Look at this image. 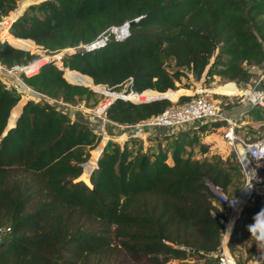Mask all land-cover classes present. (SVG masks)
Segmentation results:
<instances>
[{"label": "trees", "instance_id": "trees-1", "mask_svg": "<svg viewBox=\"0 0 264 264\" xmlns=\"http://www.w3.org/2000/svg\"><path fill=\"white\" fill-rule=\"evenodd\" d=\"M14 7V0H0V16ZM126 21V39L70 51L63 68L41 64L25 82L75 105L94 93L87 86L119 91L129 81L142 92L129 99L166 92L176 101L192 93L176 85L187 74L198 81L220 76L231 87L232 81L253 83L252 68H264V0H44L10 32L3 30L0 62L29 64L40 59L29 50L41 46L56 54ZM19 98L0 80V227H10L0 239V264H218L225 207L208 183L235 196L230 191L241 190L244 175L233 151L194 157L195 148L207 151V125L158 136L156 148L145 147L143 138H131V147L110 139L104 148L83 116L72 119L47 102ZM172 100L118 98L106 115L135 124L176 104ZM247 116L264 123V108ZM263 222L264 200L256 195L242 211L230 249L258 240ZM249 259L264 260L262 249Z\"/></svg>", "mask_w": 264, "mask_h": 264}, {"label": "built area", "instance_id": "built-area-1", "mask_svg": "<svg viewBox=\"0 0 264 264\" xmlns=\"http://www.w3.org/2000/svg\"><path fill=\"white\" fill-rule=\"evenodd\" d=\"M14 2V9L9 11V13L0 16V34L4 28H7L10 32L13 23L23 16L31 5L40 3V1L37 0H14ZM21 8H23L21 14L14 17L15 12ZM135 21H138V18H136ZM129 35L130 21H126L121 25L109 27L91 43L81 44L76 48H68L65 50L69 52L97 50L105 47L112 39L124 40ZM0 40H2L1 35ZM43 59L44 58H41L40 56L39 60L29 64H16L12 66H7L0 62V80L19 95V100L25 99V103L29 100L43 101L54 105L57 110L66 111L72 119L83 116L85 120L90 123L93 130L102 135V140L106 133L107 126L111 128L113 133L119 129H123L126 135L130 138H145V135L149 130L154 131L165 128L173 133L179 130L195 129L202 125H207L209 132L212 129V125L215 123H223L220 127L222 139L227 148L235 153L241 165V170L244 175V184L237 195L231 196L220 186L208 183L213 195L225 207L223 210L225 213V229L222 233V244L215 255L218 259V264H238L229 245L231 235L241 217L242 211L251 198L258 195L264 200V133L258 139L253 140L242 135L238 129L243 124H246L245 117L247 116L249 109L258 106L264 108V88L257 89L250 87L245 90L255 92L258 95L253 98L250 93H244L246 98H249L251 105L247 107L245 112L238 116H232L220 107L218 102L213 99V94L217 93L216 91L201 86L196 88L195 91H192L190 95L188 94L190 98L187 101L180 103V96L174 101L176 104L168 107L158 115L135 124H120L111 120L106 115V110L113 101L120 98L132 102H145L151 101L150 99L152 98L146 100H141L140 97H135L134 99L127 98L130 93H142L129 88L131 81L128 82L126 89L122 91L112 92L111 87L107 85H99L104 88V90H99L108 98L100 106L91 111L81 105H75L62 98L53 97L37 91L25 82L24 76L33 75L42 68L37 63ZM233 83L238 87L236 82ZM108 141L109 140L107 139V142ZM8 231H10V227H0V239L4 233Z\"/></svg>", "mask_w": 264, "mask_h": 264}, {"label": "rangeland", "instance_id": "rangeland-1", "mask_svg": "<svg viewBox=\"0 0 264 264\" xmlns=\"http://www.w3.org/2000/svg\"><path fill=\"white\" fill-rule=\"evenodd\" d=\"M42 1H44V0H42ZM42 1H40V2H42ZM26 50H29V49H26ZM29 51H31L32 53L39 54V55L43 54V53L44 54L47 53L46 50L43 49V47H41V46H39L38 49L35 51H32V50H29ZM64 51H66L67 53L69 52L67 50H64ZM60 53H62V52H59L56 54H60ZM43 61H44V59L42 61H39V62L41 63ZM56 61L58 62L57 64L59 65L60 60L56 59ZM46 63H48V61ZM167 67L171 71H174L175 70V60L169 59L167 62ZM252 71L255 74L253 83L248 84V85H241V84L237 83L238 87L236 85H232L231 87H228L229 85L226 83L231 82V81L226 80L220 76H213V77L208 76V77H205L202 80L198 81V80H195L192 76H190L188 74L186 76L182 77L181 81H178L176 83V85L178 86V88L184 87V88L192 90V91H195L196 88H199L201 86L209 88V89H213V91L217 92V93L213 94V99L218 102L220 107H222L226 113L236 115L234 112H236V111L240 112V111H242V109H245L251 105L249 98H246L244 93H247V94L252 93V95L254 94L255 96L257 94L255 92L245 91L246 89H249L250 87L251 88H257V89L264 88V77H263L264 76V68H262V67L261 68H252ZM232 82H234V81H232ZM85 86H87V85H85ZM97 86H99V85H97ZM87 87H89V89H91L94 93L92 95H89L88 97L80 98L79 104L92 111V110L96 109L98 106H100L108 97L103 92L100 91V90H104L102 88L96 89L92 86H87ZM124 89H126V86L122 87L119 91H122ZM111 91L114 92L117 90L111 89ZM226 94H230V95H226ZM183 95L188 96V94H181L180 96H183ZM22 101H23V99H22ZM172 101H174V100H172ZM256 108H263V107L258 106ZM236 116H238V115H236ZM250 118H249L250 122L243 124L241 127H239L238 130L242 135H245L247 138L255 140V139H258L259 137L262 136V134L264 132V129H263L264 123L255 121L253 118H251V119ZM213 132H217L219 134L221 132V130L218 131L217 129H211L208 132V134H211ZM213 136L219 137L216 134H214ZM105 140L106 139H104L103 141H105ZM101 142H102V140L98 144L99 146H100ZM106 144H107V142L104 143V148H105ZM96 147L94 149H96ZM104 148H103V150H104ZM94 149L90 150V157H91L92 151ZM195 149H198V148H195ZM195 149H194V157L196 158L197 153L195 152ZM89 160H90V158L88 159V161ZM87 162H85V163H87ZM170 162H172V161L170 160ZM79 180H82V179H79ZM82 181L85 182L84 180H82ZM87 185H89V184H87ZM89 186H91V185H89ZM230 192H231V194H234V193H236V190H234L232 188V190ZM261 231H262V235H264V222L261 225ZM260 249H262V253L264 255V246H261L259 241L256 240V241H242L239 245L235 246L233 249L231 248V251L240 264H264V260L255 261L253 259H251V260L249 259V255L251 253H253V251H258ZM194 260L195 261L192 264H217L216 262H214L212 260L209 263L200 262L197 259H194Z\"/></svg>", "mask_w": 264, "mask_h": 264}, {"label": "crops", "instance_id": "crops-1", "mask_svg": "<svg viewBox=\"0 0 264 264\" xmlns=\"http://www.w3.org/2000/svg\"><path fill=\"white\" fill-rule=\"evenodd\" d=\"M247 108L242 109V111H236L234 112L236 115H240L241 113L245 112ZM232 116H236L233 114H230ZM250 116L245 117V123H249ZM251 119V118H250ZM218 131L221 130V128L217 129ZM169 130L165 128L157 129L154 131H147L144 140L145 147H151L156 148L158 143V136H163L166 134H170ZM221 133V132H220ZM218 134L217 132H213L211 134H205L202 138V142L207 145V151L205 153H202L199 151V149H195V152L197 153L196 158H211L215 154H222L224 157H227L230 153V150L227 148L225 142L222 139L221 134ZM216 134L219 137H214L213 135ZM113 136V137H112ZM105 137V138H104ZM103 137V140H105V143L107 142V139H113L114 141L120 142L121 144L127 142L128 145L131 147L133 146V142L129 136L126 135L125 131L123 129L117 130L115 133L111 131V128L109 126L106 127V133ZM85 164V163H84ZM98 166V162L96 166L93 168V170ZM92 170V171H93ZM91 176V175H90ZM239 190L236 192L238 194ZM195 260L194 259H188V260H173L170 261L168 264H192Z\"/></svg>", "mask_w": 264, "mask_h": 264}, {"label": "water", "instance_id": "water-1", "mask_svg": "<svg viewBox=\"0 0 264 264\" xmlns=\"http://www.w3.org/2000/svg\"><path fill=\"white\" fill-rule=\"evenodd\" d=\"M22 49H23V48H22ZM66 55H67V52H66V51H62V53H60V56H59V57H57V54H48V53L40 54L41 58L48 57L50 62L58 63V62L56 61V59H59V60H60V64H61L62 66H63V63H62L61 60H62ZM61 65H60V67L63 68ZM80 73H81V72H80ZM81 74H83V73H81ZM83 75H85V74H83ZM76 84H80V83H76ZM82 85H83V84H82ZM158 93H159L160 95H158L156 98H152V99H150V100L163 99V98H168V99L171 100V98H170L168 95H166V92H158ZM9 128H10V127H9ZM9 128H7V130H8ZM91 174H92V172H91Z\"/></svg>", "mask_w": 264, "mask_h": 264}, {"label": "bare ground", "instance_id": "bare-ground-1", "mask_svg": "<svg viewBox=\"0 0 264 264\" xmlns=\"http://www.w3.org/2000/svg\"><path fill=\"white\" fill-rule=\"evenodd\" d=\"M37 1H42V0H37ZM23 11V8H21L20 10H18L17 12H15V14H14V17H17V16H19L20 14H21V12ZM7 28H4L3 30H6ZM3 30H2V32H3ZM9 31V30H8ZM2 32H1V34H2ZM0 34V35H1ZM59 56H60V54H59ZM47 61H49V58L48 57H46V58H44V61L43 62H38L37 64L38 65H41V64H44V63H46ZM42 67V66H41ZM251 95H252V93H250ZM256 96H257V94H256ZM254 94L252 95V97L253 98H255L256 97Z\"/></svg>", "mask_w": 264, "mask_h": 264}, {"label": "clouds", "instance_id": "clouds-1", "mask_svg": "<svg viewBox=\"0 0 264 264\" xmlns=\"http://www.w3.org/2000/svg\"><path fill=\"white\" fill-rule=\"evenodd\" d=\"M257 239L261 246H264V235L257 236Z\"/></svg>", "mask_w": 264, "mask_h": 264}]
</instances>
